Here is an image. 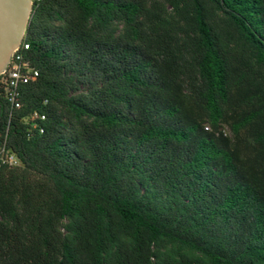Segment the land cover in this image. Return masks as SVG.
Masks as SVG:
<instances>
[{
    "label": "trees",
    "instance_id": "1",
    "mask_svg": "<svg viewBox=\"0 0 264 264\" xmlns=\"http://www.w3.org/2000/svg\"><path fill=\"white\" fill-rule=\"evenodd\" d=\"M23 45L0 264H264V0H40Z\"/></svg>",
    "mask_w": 264,
    "mask_h": 264
},
{
    "label": "water",
    "instance_id": "2",
    "mask_svg": "<svg viewBox=\"0 0 264 264\" xmlns=\"http://www.w3.org/2000/svg\"><path fill=\"white\" fill-rule=\"evenodd\" d=\"M32 8V0H0V76L23 42Z\"/></svg>",
    "mask_w": 264,
    "mask_h": 264
},
{
    "label": "built area",
    "instance_id": "3",
    "mask_svg": "<svg viewBox=\"0 0 264 264\" xmlns=\"http://www.w3.org/2000/svg\"><path fill=\"white\" fill-rule=\"evenodd\" d=\"M38 1L40 0H32V4ZM27 48V45H20V47L14 52L7 69L1 75L4 77L3 80L7 89V101L12 109H19L21 107L19 101L20 85L28 83L38 74L37 70H35L31 64L22 57V51ZM18 164L19 160L16 155L6 148L4 144H0V167H14Z\"/></svg>",
    "mask_w": 264,
    "mask_h": 264
}]
</instances>
